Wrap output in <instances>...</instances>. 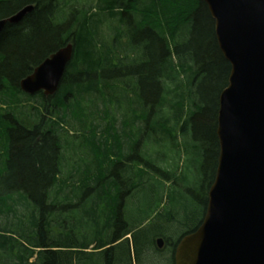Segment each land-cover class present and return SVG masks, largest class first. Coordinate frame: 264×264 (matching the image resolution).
I'll return each instance as SVG.
<instances>
[{"label": "trees", "instance_id": "trees-1", "mask_svg": "<svg viewBox=\"0 0 264 264\" xmlns=\"http://www.w3.org/2000/svg\"><path fill=\"white\" fill-rule=\"evenodd\" d=\"M28 6L0 33V264H134L133 255L148 264L156 238L201 226L191 225L192 201L206 214L216 178L220 96L232 68L209 7L0 0V21ZM107 20H118L115 36ZM68 45L73 58L55 95L25 93L22 80ZM180 138L188 165L176 158ZM146 190L156 195L149 208L132 211ZM155 199L168 206L151 210ZM64 204L84 215L79 231L55 218Z\"/></svg>", "mask_w": 264, "mask_h": 264}, {"label": "water", "instance_id": "water-1", "mask_svg": "<svg viewBox=\"0 0 264 264\" xmlns=\"http://www.w3.org/2000/svg\"><path fill=\"white\" fill-rule=\"evenodd\" d=\"M219 48L231 65L220 96L218 168L201 226L176 250V264H264V0H204ZM32 6L0 21L18 23ZM61 49L21 82L55 95L73 58ZM163 247V241H158Z\"/></svg>", "mask_w": 264, "mask_h": 264}, {"label": "rangeland", "instance_id": "rangeland-1", "mask_svg": "<svg viewBox=\"0 0 264 264\" xmlns=\"http://www.w3.org/2000/svg\"><path fill=\"white\" fill-rule=\"evenodd\" d=\"M83 1L84 0H82V1L81 0L80 1L79 0L78 1L72 0V4L81 5ZM101 18H103V17L101 16ZM117 22H118V20H107L105 22V24L103 25V28L105 27L106 30H108V32H111V34H110L111 36H115V34L117 32V25H118ZM124 31H126L125 28H124ZM110 35H108V38H110V42H108L107 40H106V42L108 43L109 46L118 47L119 44L121 43V41H118L116 38H111ZM126 39L127 38H125V40ZM125 40H123V41H125ZM74 133L75 132H71V135H73ZM180 144H181L180 152H179L178 157H176V158H178L179 163L181 162V165H184L185 163L188 165L190 163V155L188 153V149L185 148V146L183 145V139L182 138H180ZM165 155H166L165 153H162L159 155V157L163 158ZM70 191L71 190H67V192H70ZM155 196L156 195H153L151 190H146L142 193L137 194L136 200L131 199L130 209L132 211H135L136 208H138V207L149 208L148 207L149 206V200L154 199ZM61 198L63 200L64 197H61ZM166 200L169 203V199L167 198V194H166ZM192 202H193V206H195V207L193 208V216H192L193 222L191 225L197 226L201 223V221H203L205 209H203V205L201 204V202H199V201H197V202L192 201ZM65 206H66L65 204L63 206H60V207L58 206L59 208H57V210H55V213H54L55 218H57V219L62 218V220H65V218H67L68 221L70 222V224H68V226L71 229L75 227V231H79L77 229V227H79L78 221H80L81 219H84L85 218L84 215L82 214L81 210H78L79 208L78 209L77 208L67 209ZM167 206H168L167 202H164L161 205H157V199H155V202L153 203L151 210H155V211L159 210L160 211V210L165 209ZM169 207H170V205H169ZM150 215H152V214L150 213ZM155 220H156V216L153 215V217L148 222L150 223V225H153V221H155ZM55 226L57 228L61 229L59 227L60 224H55ZM66 236H68V234H66ZM66 239H68V238H66ZM33 262H35V258L32 259L31 263H33Z\"/></svg>", "mask_w": 264, "mask_h": 264}, {"label": "flooded vegetation", "instance_id": "flooded-vegetation-1", "mask_svg": "<svg viewBox=\"0 0 264 264\" xmlns=\"http://www.w3.org/2000/svg\"><path fill=\"white\" fill-rule=\"evenodd\" d=\"M3 116H6L4 114ZM11 116V115H9ZM17 120V119H16ZM18 122V121H17ZM159 239V238H158ZM158 239L154 241V245H156V249L158 250L157 253L154 252H148V264H176L175 258H176V250L177 245L179 241H175L174 238L165 239L164 238V247L163 249H159L157 246ZM114 245H108L105 249L112 248ZM96 246H91L88 252L92 253L94 252ZM134 256V264H138V260H135L136 256ZM152 257V259H150ZM150 259V260H149Z\"/></svg>", "mask_w": 264, "mask_h": 264}, {"label": "bare ground", "instance_id": "bare-ground-1", "mask_svg": "<svg viewBox=\"0 0 264 264\" xmlns=\"http://www.w3.org/2000/svg\"><path fill=\"white\" fill-rule=\"evenodd\" d=\"M68 46H69V45H68ZM72 46H73V45H72ZM55 54H56V53H55ZM55 54H54V55H55ZM71 61H72V60H71ZM31 261H32V260H31Z\"/></svg>", "mask_w": 264, "mask_h": 264}]
</instances>
